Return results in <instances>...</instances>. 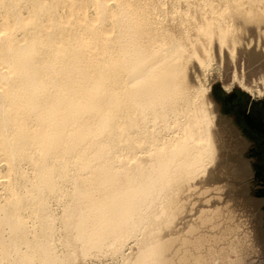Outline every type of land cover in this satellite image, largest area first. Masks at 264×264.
Segmentation results:
<instances>
[{
    "label": "bare ground",
    "instance_id": "bare-ground-1",
    "mask_svg": "<svg viewBox=\"0 0 264 264\" xmlns=\"http://www.w3.org/2000/svg\"><path fill=\"white\" fill-rule=\"evenodd\" d=\"M245 34L264 40V0H0V264L259 252L208 82Z\"/></svg>",
    "mask_w": 264,
    "mask_h": 264
},
{
    "label": "rangeland",
    "instance_id": "rangeland-1",
    "mask_svg": "<svg viewBox=\"0 0 264 264\" xmlns=\"http://www.w3.org/2000/svg\"><path fill=\"white\" fill-rule=\"evenodd\" d=\"M196 73L200 75L199 77H203L200 71L196 70ZM242 81L251 85L254 88L253 91L243 87ZM208 82L211 97L216 103V123L218 129H222L220 133L224 135L227 142L226 148L229 145L220 162L227 167L230 163L231 165H237L240 162L249 163L250 174L243 181L232 176L234 174L229 176L228 181L237 185L234 193L243 195L242 197L246 199L251 197L259 200H257L259 202L257 211L260 217L258 228L263 229L264 237V194L261 193L264 186V170L258 168L264 162V155H262L264 144L261 143L260 138L256 137V132L248 128L242 115L243 111L264 115V95H259L256 89L257 85L264 88L263 38L245 34L237 44L234 57L226 54L222 60L216 56L208 73ZM231 191L230 188L227 189L226 195L231 194ZM246 207L250 209L249 206ZM262 244L259 252L249 258L245 264H264V240Z\"/></svg>",
    "mask_w": 264,
    "mask_h": 264
},
{
    "label": "water",
    "instance_id": "water-1",
    "mask_svg": "<svg viewBox=\"0 0 264 264\" xmlns=\"http://www.w3.org/2000/svg\"><path fill=\"white\" fill-rule=\"evenodd\" d=\"M242 115L246 125L249 128L256 130L258 134L262 135V142L264 143V122L261 119H257L256 117H254L248 111H243Z\"/></svg>",
    "mask_w": 264,
    "mask_h": 264
},
{
    "label": "flooded vegetation",
    "instance_id": "flooded-vegetation-1",
    "mask_svg": "<svg viewBox=\"0 0 264 264\" xmlns=\"http://www.w3.org/2000/svg\"><path fill=\"white\" fill-rule=\"evenodd\" d=\"M254 117H256L257 119H261L263 122H264V115H257V114H252ZM249 128V127H248ZM249 129H251V128H249ZM252 130H254V129H252ZM256 133V137H258V138H260L261 139V143L262 144H264L263 142H262V140H263V137H262V135L261 134H258L257 133V131L256 130H254ZM262 155H264V151H263V153H262ZM264 159V158H263ZM258 168H259V170H264V162H262L259 166H258ZM264 179V178H263ZM263 184H264V182H263ZM261 193L262 194H264V186H263V188H262V191H261Z\"/></svg>",
    "mask_w": 264,
    "mask_h": 264
},
{
    "label": "trees",
    "instance_id": "trees-1",
    "mask_svg": "<svg viewBox=\"0 0 264 264\" xmlns=\"http://www.w3.org/2000/svg\"><path fill=\"white\" fill-rule=\"evenodd\" d=\"M249 98V96L247 95V99Z\"/></svg>",
    "mask_w": 264,
    "mask_h": 264
}]
</instances>
